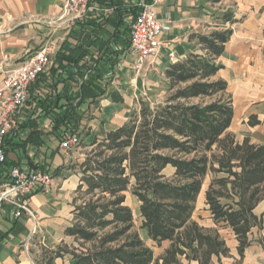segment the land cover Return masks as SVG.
<instances>
[{
    "label": "crops",
    "instance_id": "1",
    "mask_svg": "<svg viewBox=\"0 0 264 264\" xmlns=\"http://www.w3.org/2000/svg\"><path fill=\"white\" fill-rule=\"evenodd\" d=\"M144 2L90 0L91 10L71 27L58 23L63 15L58 0H0V83L5 71L51 47V65L30 86L28 103L16 115L17 127L6 140L8 167L0 168V185L8 181L16 165L46 170L56 177L51 193L39 192L29 199L33 217L16 218L9 204L0 206V264H41L42 248L54 250L63 242L72 244L65 231L73 220V202L80 184L77 165L86 155L71 163V154L78 147L66 153L60 147L61 136L72 133L80 137L87 132L83 144H91L122 127L142 102L151 106L162 103L169 89L165 77L168 66L200 53L199 35L233 30L218 60L223 69L216 76L228 83L232 96L230 131L239 141L250 138L264 145V0H164L155 8L167 26L160 36L163 46L136 76L127 21L132 6ZM225 14H231L235 22L225 21ZM70 107L72 112H68ZM89 111L93 117L86 121L83 117ZM251 119L258 124L251 125ZM207 178L193 219L205 228L218 229L230 249L229 256L214 258L212 264H264V229H253V243L242 258L233 231L213 221L206 204ZM255 214L264 216V202ZM33 234L26 253L23 244ZM145 236L141 238L155 257H160L165 248ZM70 261L66 257L55 264ZM181 264L199 263L182 259Z\"/></svg>",
    "mask_w": 264,
    "mask_h": 264
},
{
    "label": "trees",
    "instance_id": "2",
    "mask_svg": "<svg viewBox=\"0 0 264 264\" xmlns=\"http://www.w3.org/2000/svg\"><path fill=\"white\" fill-rule=\"evenodd\" d=\"M131 9V16L141 10L139 3ZM223 19L235 22L231 14ZM232 36L231 28L197 36L201 52L168 66L165 100L155 106L142 102L122 127L88 145L90 152L77 165L80 184L65 231L73 242L42 248L41 264L66 257L69 264H212L229 256L218 229L193 219L209 175L206 204L213 221L233 231L244 257L253 229H264V216L255 214L264 202V145L239 141L230 131L232 96L216 76ZM129 191L140 204L141 229L165 248L160 257L135 231Z\"/></svg>",
    "mask_w": 264,
    "mask_h": 264
},
{
    "label": "built area",
    "instance_id": "3",
    "mask_svg": "<svg viewBox=\"0 0 264 264\" xmlns=\"http://www.w3.org/2000/svg\"><path fill=\"white\" fill-rule=\"evenodd\" d=\"M63 5V15L58 23L74 26L83 20L91 10L90 0H58ZM164 0H151L141 3L136 16L129 17L127 25L130 31V51L134 58L133 71L140 76L144 67L155 58L161 47L160 36L167 26L161 22L155 8ZM51 47H45L22 65L8 69L0 83V166L8 163L5 143L16 129V115L21 112L29 100L30 86L36 83L51 65ZM7 61V59H5ZM81 145L80 137L68 133L61 136L60 147L66 153L73 152ZM56 186V177L46 170L24 168L16 165L11 168L9 179L0 185V206L7 203L11 206L16 218L33 213L28 201L36 193L49 194ZM34 234L23 244L26 253L32 244Z\"/></svg>",
    "mask_w": 264,
    "mask_h": 264
},
{
    "label": "rangeland",
    "instance_id": "4",
    "mask_svg": "<svg viewBox=\"0 0 264 264\" xmlns=\"http://www.w3.org/2000/svg\"><path fill=\"white\" fill-rule=\"evenodd\" d=\"M92 117H93L92 112L89 111L88 113H86V115L84 114L83 118L86 121L87 120L90 121ZM85 127H86L85 130H86L87 126H85ZM86 135H87V132H84L80 135L81 145L77 148V150L74 153L71 154V157H72L71 163L78 161L79 156H81V155L85 156L86 154H88L90 152L91 149L86 146V144L87 145H89V144L87 142L85 144H83V142H85ZM235 135L237 137V134H235ZM74 157H77V158H74ZM168 173L171 174L170 172H168ZM212 178H213V176L209 175L207 178V181L210 183ZM126 199H127V205L132 209L133 214H134L135 231H137L140 236H142L144 239H146L145 234H147V231L141 229L142 219H141L140 210H139L140 204L137 201V199L132 195L131 191L126 193Z\"/></svg>",
    "mask_w": 264,
    "mask_h": 264
}]
</instances>
